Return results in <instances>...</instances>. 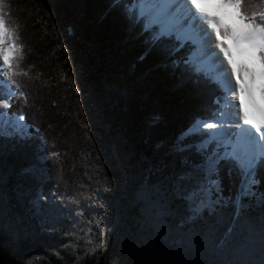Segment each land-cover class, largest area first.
I'll use <instances>...</instances> for the list:
<instances>
[{
  "label": "trees",
  "instance_id": "obj_1",
  "mask_svg": "<svg viewBox=\"0 0 264 264\" xmlns=\"http://www.w3.org/2000/svg\"><path fill=\"white\" fill-rule=\"evenodd\" d=\"M6 3L23 57L8 111L41 147L44 199L37 213L19 202L17 164L0 155V264H264V205L237 212L226 164L211 210L189 217L174 190L201 161L200 137L179 152L184 132L223 95L185 64L191 46L154 43L133 0Z\"/></svg>",
  "mask_w": 264,
  "mask_h": 264
},
{
  "label": "snow or ice",
  "instance_id": "obj_2",
  "mask_svg": "<svg viewBox=\"0 0 264 264\" xmlns=\"http://www.w3.org/2000/svg\"><path fill=\"white\" fill-rule=\"evenodd\" d=\"M7 7L0 0V77H7L0 79V97L8 98L0 99V137L26 139L24 115L7 111L12 98L23 95L12 87H19L14 77L21 74L23 57ZM128 8L144 21L145 31L154 29V43L175 40L176 50L190 45L185 64L223 94L216 100L218 109L207 119H197L181 138L186 148L188 140L200 137L195 152L201 161L186 163L179 177L181 186L190 185L184 193L187 201L196 212L219 205L224 193L220 173L226 164L229 178L239 181L229 200L237 212L246 200L258 198L264 205V191L258 189L259 170L264 168V0H133ZM230 9L236 24L225 22Z\"/></svg>",
  "mask_w": 264,
  "mask_h": 264
},
{
  "label": "rangeland",
  "instance_id": "obj_3",
  "mask_svg": "<svg viewBox=\"0 0 264 264\" xmlns=\"http://www.w3.org/2000/svg\"><path fill=\"white\" fill-rule=\"evenodd\" d=\"M0 99L7 100L8 98L0 97ZM30 136L31 135L29 134V136L26 139H20L18 136H11V135L0 137V155L10 158L13 162L17 164L16 165L17 168L16 167L10 168L9 173L11 174L12 178L16 180V182L18 181L22 182L21 186L25 191V193L22 196H20L18 201L29 205L30 208H32L37 213L39 203L44 199L43 190L40 188V185L38 184L43 174L42 168L38 166V163H40L43 160L44 155L42 154L41 147L38 144H34L32 143V141H29ZM195 144H193L192 146L193 148H195ZM180 150H183V148H180L179 152ZM189 150H191L190 147ZM185 152L187 154H190V151H185ZM32 159H34L33 162ZM182 173H184V171ZM181 175H179L178 178L174 181V190L179 194L181 201L183 202L182 204L185 207V210H187V215L189 217H192L193 215H196L198 212L194 210V208L187 201L184 195V193L187 191L190 185L185 184L181 186L179 180V177ZM142 204H143V208L145 209V202L143 200H142ZM151 209L152 208L148 206L147 212L148 213L150 212L151 214H155V212L153 213ZM208 209L211 210L212 208H208Z\"/></svg>",
  "mask_w": 264,
  "mask_h": 264
},
{
  "label": "bare ground",
  "instance_id": "obj_4",
  "mask_svg": "<svg viewBox=\"0 0 264 264\" xmlns=\"http://www.w3.org/2000/svg\"><path fill=\"white\" fill-rule=\"evenodd\" d=\"M210 10H214V9H211V8H210ZM227 13H228V14H227L226 17H225V22H226V23L232 25V24H236V23L239 22V21L237 20L238 18H237V17L235 16V14H234V10H231V9H230V10H227ZM212 39H213V41L215 40V35H214V34H213V36H212ZM215 51L219 52L220 56H223V53L220 52V50H219L218 48H216ZM224 64L227 65V61H226V60L224 61ZM256 66H257V67L259 66L258 62H257V65H256ZM231 83L235 86V79H234V78H231ZM237 103H238V101H237ZM231 130L234 131L235 129L232 128Z\"/></svg>",
  "mask_w": 264,
  "mask_h": 264
}]
</instances>
